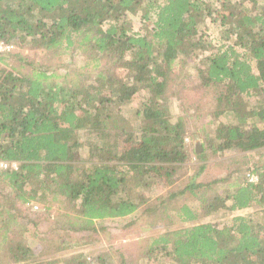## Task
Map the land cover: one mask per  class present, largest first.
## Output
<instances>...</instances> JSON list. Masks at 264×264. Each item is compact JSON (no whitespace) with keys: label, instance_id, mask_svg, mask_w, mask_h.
<instances>
[{"label":"trees","instance_id":"obj_1","mask_svg":"<svg viewBox=\"0 0 264 264\" xmlns=\"http://www.w3.org/2000/svg\"><path fill=\"white\" fill-rule=\"evenodd\" d=\"M0 42L44 53L0 52V157L20 162L0 173V264H264V161L222 194L197 179L211 156L264 152V0H0ZM183 92L208 107L200 150L173 114ZM193 156L198 171L173 188ZM53 207L59 252L138 212L188 225L117 249L119 262L37 260Z\"/></svg>","mask_w":264,"mask_h":264},{"label":"rangeland","instance_id":"obj_2","mask_svg":"<svg viewBox=\"0 0 264 264\" xmlns=\"http://www.w3.org/2000/svg\"><path fill=\"white\" fill-rule=\"evenodd\" d=\"M12 52H21L24 55L31 56L32 58L40 59L44 55L41 50H31V49H20L16 45H12ZM68 57H63L65 63H69ZM48 61V60H46ZM68 61V62H67ZM74 61L70 62L73 63ZM77 65L81 64L80 59L75 60ZM194 69L190 68L189 73L193 74ZM182 103H175L173 105V114L174 117L179 115L187 114L186 116V126L188 135L187 140L196 146L198 140L201 141V137L196 132V125L201 121H207V104L200 100V95L192 93H182ZM183 111H186L184 113ZM197 112V114H195ZM196 115H201L199 119L196 118ZM205 115V116H204ZM198 123V124H199ZM261 160L264 161V152H253V153H227L224 156H211L210 159L206 161V169L204 172L197 178L199 181L209 182L215 179H219V182L213 185L214 190L217 193L222 194L225 189H233V183L242 179V176L248 173V169H251V165H257ZM199 160L196 156H193L192 160L188 161L182 170H180L179 175L175 178V182L171 185L173 188H178L183 186L188 179L194 175L198 165ZM164 183V182H163ZM166 190L160 189L156 192H152L151 197L147 205L155 204V197L160 194H165L168 191V186L165 187ZM145 207V206H144ZM143 207V208H144ZM51 209L49 220H43L40 225L41 233L38 235V244H41L44 248L45 254L37 257V260L56 258L59 256H67L78 251L85 253L90 260H93L99 255L110 254L119 262V252L124 251L128 255H135L138 253L137 248H139V242H145L149 236H154L155 234L168 230L169 228H177L180 226L188 225L184 224H173L169 225L167 219L160 220L157 223L151 222L149 216L151 213L141 214L138 212L135 214L136 224L132 227L126 226L128 221L124 220H108V221H97L96 225L99 229V235L92 236L91 242L89 244L77 246L74 248H68L64 251H56V238L58 231H50L49 228L52 227L53 222L57 217V209ZM158 212L161 209L157 210ZM255 211L254 208L246 209L239 212H227L225 210H220L211 215H204L198 222H209V221H222L223 219L236 215V214H251ZM45 212V209L42 210ZM157 221V218H155ZM55 247V248H54ZM55 249V250H54ZM118 249V253H117ZM127 264H135L134 262H127Z\"/></svg>","mask_w":264,"mask_h":264},{"label":"built area","instance_id":"obj_3","mask_svg":"<svg viewBox=\"0 0 264 264\" xmlns=\"http://www.w3.org/2000/svg\"><path fill=\"white\" fill-rule=\"evenodd\" d=\"M12 51V45L10 44H5L3 42H0V52H10ZM20 166V162L17 160H9V159H4L0 157V173L6 170H17ZM249 181L251 182H257L258 177L254 174H249ZM34 209H38V205L34 204Z\"/></svg>","mask_w":264,"mask_h":264},{"label":"water","instance_id":"obj_4","mask_svg":"<svg viewBox=\"0 0 264 264\" xmlns=\"http://www.w3.org/2000/svg\"><path fill=\"white\" fill-rule=\"evenodd\" d=\"M200 140H198V144L196 145V147L200 150L201 149V146H200Z\"/></svg>","mask_w":264,"mask_h":264}]
</instances>
